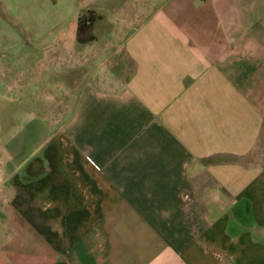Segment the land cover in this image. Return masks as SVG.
Segmentation results:
<instances>
[{"label": "crops", "instance_id": "0c3cea01", "mask_svg": "<svg viewBox=\"0 0 264 264\" xmlns=\"http://www.w3.org/2000/svg\"><path fill=\"white\" fill-rule=\"evenodd\" d=\"M87 4L26 119L0 58V264H264V0Z\"/></svg>", "mask_w": 264, "mask_h": 264}, {"label": "rangeland", "instance_id": "374dc122", "mask_svg": "<svg viewBox=\"0 0 264 264\" xmlns=\"http://www.w3.org/2000/svg\"><path fill=\"white\" fill-rule=\"evenodd\" d=\"M15 1H9L11 6H8L9 2L7 6L0 5V10L7 11V33L13 32L14 34L11 36L7 34V39L3 40L4 45L1 42V48L5 46L7 53L0 58L8 63L14 62L13 50L15 48L21 50L24 69L22 103L18 101L16 104L13 103V98L18 97L19 93L18 91L16 93L15 88L10 90L6 88L7 95L12 99L6 109L9 113L17 111L22 114L23 119H26L27 114L43 108L46 104V97L50 94L47 88L42 86L43 82L40 81L41 76L43 75L42 78H44L46 75L45 70L32 71L36 63H48L49 55H36L34 50L60 48L61 40L57 37L67 23L64 21L68 20L75 12L85 10L87 3H90L91 0H21L19 8L13 6L16 4ZM20 109L21 111H18Z\"/></svg>", "mask_w": 264, "mask_h": 264}]
</instances>
